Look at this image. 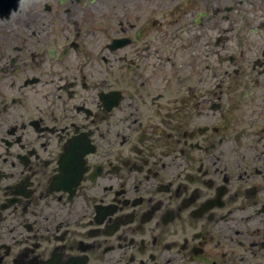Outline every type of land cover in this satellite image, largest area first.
Wrapping results in <instances>:
<instances>
[{"label":"flooded vegetation","instance_id":"obj_1","mask_svg":"<svg viewBox=\"0 0 264 264\" xmlns=\"http://www.w3.org/2000/svg\"><path fill=\"white\" fill-rule=\"evenodd\" d=\"M201 1L0 28V264H264V12Z\"/></svg>","mask_w":264,"mask_h":264},{"label":"rangeland","instance_id":"obj_2","mask_svg":"<svg viewBox=\"0 0 264 264\" xmlns=\"http://www.w3.org/2000/svg\"><path fill=\"white\" fill-rule=\"evenodd\" d=\"M171 1L173 4L168 5ZM180 0H38L13 16L0 18V28H6L5 41H18V28H118L121 21L135 22L136 26L149 18L159 21L170 14L175 18L185 11L177 8ZM221 1V0H219ZM264 12V0H259ZM199 10L203 3L197 0ZM47 5L51 9H47ZM213 10V9H212ZM246 10V8H244ZM195 13L194 9H192ZM173 19L172 23L178 24ZM221 19L211 22L212 27H221ZM7 45L2 51L8 53Z\"/></svg>","mask_w":264,"mask_h":264},{"label":"water","instance_id":"obj_3","mask_svg":"<svg viewBox=\"0 0 264 264\" xmlns=\"http://www.w3.org/2000/svg\"><path fill=\"white\" fill-rule=\"evenodd\" d=\"M38 0H24L21 3H15L16 0H0V10L1 11H8L14 4H18V9H14L12 12V15L9 13L7 15L1 16L2 17H7V16H13L18 14L19 12H21L22 10H24L25 8L29 7L30 5H32L33 3H35Z\"/></svg>","mask_w":264,"mask_h":264}]
</instances>
